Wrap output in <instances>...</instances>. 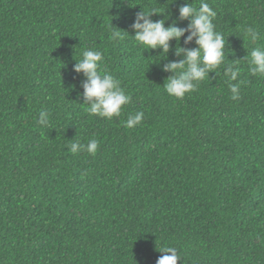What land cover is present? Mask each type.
<instances>
[{
  "label": "trees",
  "instance_id": "1",
  "mask_svg": "<svg viewBox=\"0 0 264 264\" xmlns=\"http://www.w3.org/2000/svg\"><path fill=\"white\" fill-rule=\"evenodd\" d=\"M204 2L224 63L176 99L163 86L165 66L184 59L177 41L163 56L133 25L155 11L187 29L179 10L201 0H0V264H157L165 247L178 264H264V75L249 65L264 48V0ZM190 35L179 47H197ZM86 50L130 95L120 117L87 111L75 72ZM92 139L95 155L70 151Z\"/></svg>",
  "mask_w": 264,
  "mask_h": 264
},
{
  "label": "clouds",
  "instance_id": "2",
  "mask_svg": "<svg viewBox=\"0 0 264 264\" xmlns=\"http://www.w3.org/2000/svg\"><path fill=\"white\" fill-rule=\"evenodd\" d=\"M179 11L180 19L190 20L187 29L179 28L175 23L165 27L167 22L165 20L153 21L151 17L158 15L155 11L139 13L133 27L134 39L139 45L148 50L163 49V56L169 53L170 42L177 41L176 54L183 55L184 59L165 66L164 71L171 72L173 75L166 79L163 88L169 96L183 99L187 94L194 92L201 81L209 78V72L216 71L224 63L225 40L223 35L215 30L213 20L216 12L204 0H201L198 8L187 4ZM186 32L191 33L187 43L190 44L195 40L197 45L195 49L179 47V42ZM244 35L252 42L258 39V32L253 27H248ZM117 37H121V32L114 30L110 39L115 40ZM77 61L75 72L83 73L86 77V82L83 84V96L87 102L85 105H88L87 111L101 119L112 120L120 117L123 108L130 103L131 97L126 94L118 80L107 71L100 70L103 62L102 53L86 50L82 53L81 59ZM249 65L253 75H264V48L258 47L251 51ZM238 73L239 69H228L225 75L235 81ZM230 91L233 94L231 97L233 100L239 99L238 85L231 84ZM143 118L144 113L137 112L121 123L126 129H132L140 125ZM39 123L44 126L48 125L49 119L46 111L40 112ZM98 149L99 141L96 139L89 140L86 145L78 141L70 144V151L73 154L86 151L90 155H95ZM159 252L162 255L157 260V264H178L181 259L175 247H165Z\"/></svg>",
  "mask_w": 264,
  "mask_h": 264
}]
</instances>
